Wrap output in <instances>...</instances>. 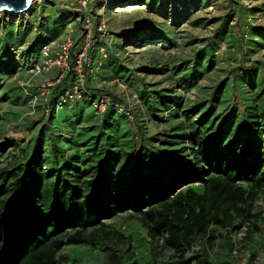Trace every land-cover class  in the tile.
Segmentation results:
<instances>
[{
    "label": "trees",
    "instance_id": "16d2710c",
    "mask_svg": "<svg viewBox=\"0 0 264 264\" xmlns=\"http://www.w3.org/2000/svg\"><path fill=\"white\" fill-rule=\"evenodd\" d=\"M2 30L3 56L11 62L7 71L13 74L20 64L12 49L26 43L27 61L44 63V48L51 43L41 37L29 43L27 33L13 27ZM246 35L241 41L221 26L199 58L182 70L181 85L200 90L223 44L230 52L239 46L264 48V30L252 28ZM79 52L72 47L71 70L49 87L43 112L48 111L50 124L63 131L70 104L84 100L88 106L83 109L89 107L91 114L82 119L79 112L72 123L92 127H74L71 142L57 136L44 143L40 132L25 147L7 141L0 148L5 151L14 144L20 151L14 163L0 167V264H83L80 248L102 255L128 237L130 246L141 240L143 264H155L156 252L166 264L177 258V264H231L236 231L247 228L246 237L252 241L264 235V210L256 206L264 205V64H258L263 73L254 64L242 66L234 84L226 89L220 85L211 99L183 113L181 97L144 90L140 98L152 117L166 124L160 139L149 137L144 124L138 125L137 134L125 126L120 132L121 119L132 117L115 109L97 116V96L85 87L82 98L59 105L61 96L77 84ZM233 94L238 102L234 107ZM3 95L0 101L10 100V94ZM40 95L31 89L26 98L19 94L12 103ZM221 237L223 253L216 251L220 255L213 258L214 250L207 245ZM65 249H73V256H63Z\"/></svg>",
    "mask_w": 264,
    "mask_h": 264
},
{
    "label": "rangeland",
    "instance_id": "374dc122",
    "mask_svg": "<svg viewBox=\"0 0 264 264\" xmlns=\"http://www.w3.org/2000/svg\"><path fill=\"white\" fill-rule=\"evenodd\" d=\"M221 26L241 41L252 28L264 30V0H37L20 15L0 14V38L4 37L2 29L13 27L16 31L27 33L24 36L27 42L41 37L44 43L54 46L52 50L57 48V52L65 45L75 47L80 51L78 54L87 50V58L83 60L86 67L82 68L85 90L93 96H108L132 112L129 120L121 119V124H118L120 132L125 126L137 134L138 125L144 124L149 137L160 139L166 124L152 117L140 98L144 90L153 93L164 91L168 96L181 97L180 112L183 113L211 99L220 85L226 89L234 84L233 77L237 72L241 74L242 66L254 64L263 73L258 64H264V48L239 46L230 52L228 45L223 44L222 50L215 54L216 65L205 72L200 81V90L190 88L186 83L181 85L182 70L191 67V62L199 58L207 40ZM27 46L26 43L19 50L12 49L14 60L24 67L19 64L11 74L7 71L11 62L3 56V46L0 45V96L6 98L3 94L8 93L11 100L0 101V148L7 141L25 147L40 132L44 143L57 136L71 142L74 127L77 131L83 126L92 127L83 122L77 127L72 122L79 118V112L84 119L92 111L89 107L83 109L87 105L84 100L72 102L67 109L69 120L62 124L64 130L54 128L55 125L48 121L49 113L43 112V98L48 94L54 78L61 74V69L59 66L50 68L44 63L27 61ZM26 66L31 68L26 69ZM174 70L179 73L175 75ZM31 89H36L41 95L28 102L25 96ZM19 94L25 98L19 97L18 105H13ZM236 99L234 94L230 97L233 107L238 104ZM31 126L33 130H30ZM16 154L18 156L20 151L14 144L5 151L0 150V167L14 163ZM71 155L69 151L68 156ZM256 206L261 207L259 202ZM124 232L128 234L129 231ZM246 233L247 228L236 231L230 263L264 264V235L252 241ZM129 239L117 240L116 245L111 244L112 248L102 255L80 248L79 260L83 264H143L141 240H134L130 246ZM223 244L225 240L221 237L207 245L214 250L213 258L223 253ZM72 251L65 249L62 255L72 257ZM216 251H220L218 256ZM156 254L158 259L155 264H166L163 255ZM192 257L189 255V258ZM169 262L177 264L179 258ZM63 264H72V261ZM192 264H199V261L193 260Z\"/></svg>",
    "mask_w": 264,
    "mask_h": 264
},
{
    "label": "built area",
    "instance_id": "2783aa9c",
    "mask_svg": "<svg viewBox=\"0 0 264 264\" xmlns=\"http://www.w3.org/2000/svg\"><path fill=\"white\" fill-rule=\"evenodd\" d=\"M83 5L85 6L86 3H84ZM52 47L54 46L45 47L43 54L45 66H48L50 68L59 66L61 69V74L59 78L52 84V86H54L55 84L59 83L60 80L63 79L66 74L71 70L69 65V56L73 46H61L59 47L60 52H57V48L52 50ZM78 56V62L74 68V71L77 74V84L74 86L73 92L66 91L65 94L61 96L59 100V105L66 104L68 101H73L74 99H80L84 95L83 89L85 85V78L82 73V67L86 63L83 60L84 58H87V50H85V52H81L80 54H78ZM52 57L54 58L52 59ZM109 109H115L117 112L131 117V112L128 108H126L123 104H120L119 102L112 101L110 97L102 95L95 98L93 102V111L97 116L103 115ZM47 113L49 112L47 111Z\"/></svg>",
    "mask_w": 264,
    "mask_h": 264
},
{
    "label": "water",
    "instance_id": "95a60500",
    "mask_svg": "<svg viewBox=\"0 0 264 264\" xmlns=\"http://www.w3.org/2000/svg\"><path fill=\"white\" fill-rule=\"evenodd\" d=\"M35 1L37 0H0V14L4 12L22 14L26 12Z\"/></svg>",
    "mask_w": 264,
    "mask_h": 264
},
{
    "label": "clouds",
    "instance_id": "9594fccd",
    "mask_svg": "<svg viewBox=\"0 0 264 264\" xmlns=\"http://www.w3.org/2000/svg\"><path fill=\"white\" fill-rule=\"evenodd\" d=\"M131 117H132V114H131ZM259 203H260V205H261L260 210H262V207H263V210H264V205H263V203H262V202H259Z\"/></svg>",
    "mask_w": 264,
    "mask_h": 264
},
{
    "label": "bare ground",
    "instance_id": "6f19581e",
    "mask_svg": "<svg viewBox=\"0 0 264 264\" xmlns=\"http://www.w3.org/2000/svg\"><path fill=\"white\" fill-rule=\"evenodd\" d=\"M4 13H7V12H4ZM8 13H10L11 15H20V14H14V13H11V12H8Z\"/></svg>",
    "mask_w": 264,
    "mask_h": 264
}]
</instances>
